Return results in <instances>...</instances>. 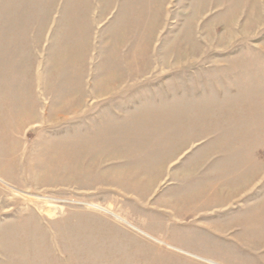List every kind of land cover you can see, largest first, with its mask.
Returning a JSON list of instances; mask_svg holds the SVG:
<instances>
[{"label": "rangeland", "instance_id": "obj_1", "mask_svg": "<svg viewBox=\"0 0 264 264\" xmlns=\"http://www.w3.org/2000/svg\"><path fill=\"white\" fill-rule=\"evenodd\" d=\"M165 243L264 264V0H0V264Z\"/></svg>", "mask_w": 264, "mask_h": 264}, {"label": "bare ground", "instance_id": "obj_2", "mask_svg": "<svg viewBox=\"0 0 264 264\" xmlns=\"http://www.w3.org/2000/svg\"><path fill=\"white\" fill-rule=\"evenodd\" d=\"M146 49V48H145ZM143 53H144V51H143ZM227 137V136H226ZM93 207H95V208H97V209H99V210H101V211H103V212H106V213H109V214H111V215H113L114 217H116V218H118V219H120V220H122V221H124V222H127L126 220H124L123 218H121V217H119L118 215H116V214H114V213H112L111 211H109L108 209H106V208H103V207H101V206H98V205H93ZM128 223V222H127ZM130 224V223H129ZM141 231V230H140ZM142 232V231H141ZM145 233V232H144ZM146 234V233H145ZM147 236H149V237H151L150 235H148V234H146ZM152 239H154V240H157V239H155V238H153V237H151ZM158 242H161L160 240H157ZM169 248H173V249H175V250H177V251H179V252H182V253H184V254H187V255H191V256H193V257H196V258H198V259H200V260H203V261H205V262H207V263H209V264H220V263H218V262H216V261H213V260H209V259H204V258H202V257H199V256H197V255H194V254H191V253H188V252H186V251H184V250H182V249H179V248H176V247H174V246H171V245H169V244H167V243H165Z\"/></svg>", "mask_w": 264, "mask_h": 264}, {"label": "crops", "instance_id": "obj_3", "mask_svg": "<svg viewBox=\"0 0 264 264\" xmlns=\"http://www.w3.org/2000/svg\"><path fill=\"white\" fill-rule=\"evenodd\" d=\"M236 231H239V229H235Z\"/></svg>", "mask_w": 264, "mask_h": 264}]
</instances>
